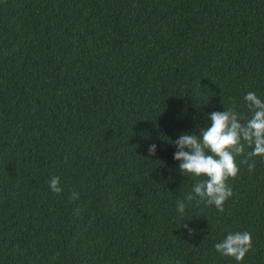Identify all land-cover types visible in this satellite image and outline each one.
<instances>
[{
    "label": "trees",
    "instance_id": "1",
    "mask_svg": "<svg viewBox=\"0 0 264 264\" xmlns=\"http://www.w3.org/2000/svg\"><path fill=\"white\" fill-rule=\"evenodd\" d=\"M249 91L264 0H0V264H264V158L221 213L171 143ZM237 231L242 262L214 247Z\"/></svg>",
    "mask_w": 264,
    "mask_h": 264
},
{
    "label": "clouds",
    "instance_id": "2",
    "mask_svg": "<svg viewBox=\"0 0 264 264\" xmlns=\"http://www.w3.org/2000/svg\"><path fill=\"white\" fill-rule=\"evenodd\" d=\"M244 100L252 113L250 117L242 116L233 102L224 111L208 114L210 126L202 128L199 134L185 132L171 142L176 147L174 159L179 162L181 173L197 178L191 192L185 195L186 201L215 206L218 212L223 213L225 203L233 195L229 181L238 177L239 165L245 164L249 172H253L256 167L254 158H264V99L249 91ZM246 148L251 150L246 151ZM156 152L157 145H149V156ZM241 156L244 159L238 163ZM48 184L56 194L63 191L58 176L51 177ZM72 199L78 200L79 194L74 191ZM185 209L184 201H178L177 211L181 216ZM80 211L77 208L74 214L78 215ZM182 227L192 234L193 230L186 223ZM214 247L222 256L242 262L253 247L252 235L248 231L230 232Z\"/></svg>",
    "mask_w": 264,
    "mask_h": 264
}]
</instances>
